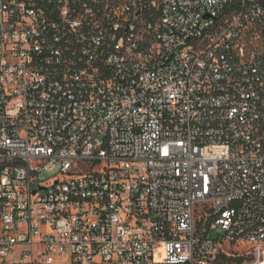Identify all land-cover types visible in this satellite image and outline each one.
<instances>
[{
    "label": "built area",
    "instance_id": "1",
    "mask_svg": "<svg viewBox=\"0 0 264 264\" xmlns=\"http://www.w3.org/2000/svg\"><path fill=\"white\" fill-rule=\"evenodd\" d=\"M221 255L264 258V0H0V264Z\"/></svg>",
    "mask_w": 264,
    "mask_h": 264
},
{
    "label": "rangeland",
    "instance_id": "2",
    "mask_svg": "<svg viewBox=\"0 0 264 264\" xmlns=\"http://www.w3.org/2000/svg\"><path fill=\"white\" fill-rule=\"evenodd\" d=\"M54 174V172H43V173H41V178L42 179H45V178H47V177H50V176H52ZM209 236L210 237H218L219 235H221L222 234V231L220 230V229H212V230H210L209 231ZM236 248H238V249H240V251H244V250H247V247L244 245V244H234V245H231L230 246V250H234V249H236ZM254 262H255V259H248V263L249 264H254ZM54 264H68V263H64L62 260H60V259H57V261H56V263H54Z\"/></svg>",
    "mask_w": 264,
    "mask_h": 264
},
{
    "label": "trees",
    "instance_id": "3",
    "mask_svg": "<svg viewBox=\"0 0 264 264\" xmlns=\"http://www.w3.org/2000/svg\"><path fill=\"white\" fill-rule=\"evenodd\" d=\"M244 257L241 256H226V255H221L219 258V264H243Z\"/></svg>",
    "mask_w": 264,
    "mask_h": 264
},
{
    "label": "bare ground",
    "instance_id": "4",
    "mask_svg": "<svg viewBox=\"0 0 264 264\" xmlns=\"http://www.w3.org/2000/svg\"><path fill=\"white\" fill-rule=\"evenodd\" d=\"M254 264H264V258L256 261Z\"/></svg>",
    "mask_w": 264,
    "mask_h": 264
}]
</instances>
